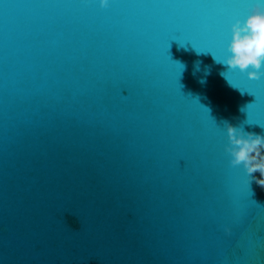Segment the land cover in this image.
<instances>
[{"label":"water","instance_id":"1","mask_svg":"<svg viewBox=\"0 0 264 264\" xmlns=\"http://www.w3.org/2000/svg\"><path fill=\"white\" fill-rule=\"evenodd\" d=\"M249 8L0 0V264H264L223 123L264 134V76L213 58Z\"/></svg>","mask_w":264,"mask_h":264},{"label":"clouds","instance_id":"2","mask_svg":"<svg viewBox=\"0 0 264 264\" xmlns=\"http://www.w3.org/2000/svg\"><path fill=\"white\" fill-rule=\"evenodd\" d=\"M111 2L112 0H98L102 8H107ZM249 4L247 16L236 19L230 26L231 39L226 46V53L230 54H226L222 61H217L214 56L213 58L215 62L227 65L228 68H238L241 72H246L250 79H260L264 76V0H249ZM193 49L197 54L201 53L194 47ZM178 65L183 70L184 65ZM197 71H200L198 61L195 63L193 74ZM208 74L209 69L206 67L204 76ZM204 82V78H201L200 83ZM223 123L228 141L224 151L230 157L229 163L234 167H243L249 186L254 181L264 190V154L261 153V150H264V134L246 132L243 124L234 126L227 120ZM243 123L251 125L247 120ZM257 172L259 176L255 175ZM230 232L231 229L226 227L225 233Z\"/></svg>","mask_w":264,"mask_h":264},{"label":"snow or ice","instance_id":"3","mask_svg":"<svg viewBox=\"0 0 264 264\" xmlns=\"http://www.w3.org/2000/svg\"><path fill=\"white\" fill-rule=\"evenodd\" d=\"M95 2V0H88V3H94ZM247 2L249 3V0H247ZM116 3V0H112V4H115ZM109 7V6H108ZM242 15V13H236V14H234L233 15V20L235 21L236 19H240L239 17ZM175 40V39H174ZM176 41H178V43L180 44V45H184V44H186V43H190L191 45H192V47H194L193 46V41H191V40H184L183 42H181L180 40H176ZM195 48V47H194ZM249 94H251V95H253V96H255V94L254 93H250V92H248ZM253 104V103H252ZM249 124H251V125H257V126H259L260 128H264V122H256V121H252V122H250Z\"/></svg>","mask_w":264,"mask_h":264}]
</instances>
